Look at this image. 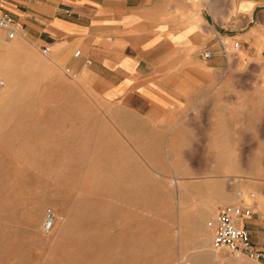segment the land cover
<instances>
[{
	"label": "rangeland",
	"instance_id": "1",
	"mask_svg": "<svg viewBox=\"0 0 264 264\" xmlns=\"http://www.w3.org/2000/svg\"><path fill=\"white\" fill-rule=\"evenodd\" d=\"M227 12H237L230 23ZM217 15L239 36L253 31L252 44L263 51L264 0H217ZM13 41L0 33V46ZM247 41L237 42L231 58ZM22 44L19 51H0V264H219L223 252L211 259L202 249L208 242L213 250L208 222L215 212L199 215L215 199L217 185L225 193L237 180L232 175L264 171V147L217 146L221 160L185 162L165 154L163 146L124 144L133 140L113 135L99 115L93 123L77 119L86 116L87 106L104 103L76 90L73 75L55 71L49 55ZM254 53L248 50L244 66L232 73H264L248 62ZM262 97L255 119L264 111ZM223 101L217 99L219 110ZM240 101L229 99V109L242 106ZM260 124L254 120V129ZM191 169L193 177L171 176ZM47 210L54 212V223L60 213L67 216L49 233L43 228Z\"/></svg>",
	"mask_w": 264,
	"mask_h": 264
},
{
	"label": "crops",
	"instance_id": "2",
	"mask_svg": "<svg viewBox=\"0 0 264 264\" xmlns=\"http://www.w3.org/2000/svg\"><path fill=\"white\" fill-rule=\"evenodd\" d=\"M0 9L15 20L16 46L48 48L55 71L69 72L76 90L104 103L87 106L78 120L93 123L99 115L113 135L133 140L124 144L163 146L165 154L176 153L185 162H217V146L264 147V111L254 116L255 103L263 99L264 73H232L244 66L248 50L255 52L248 62L264 67V48L257 52L253 31L239 36L221 21L217 0H0ZM227 13L230 23L237 12ZM239 40L249 45L233 59ZM13 89L10 85L9 93ZM241 97L242 106L231 111L229 99ZM254 120L261 122L255 129ZM191 171L171 176L193 177ZM232 177L237 180L225 193L217 185L215 199L205 203L199 217L239 201L251 212L241 226L264 250V171ZM217 263L247 264L225 252Z\"/></svg>",
	"mask_w": 264,
	"mask_h": 264
},
{
	"label": "built area",
	"instance_id": "3",
	"mask_svg": "<svg viewBox=\"0 0 264 264\" xmlns=\"http://www.w3.org/2000/svg\"><path fill=\"white\" fill-rule=\"evenodd\" d=\"M0 33H4L7 40H15L19 34L14 18L7 12L0 9ZM239 45H234L238 50ZM42 55L49 54L48 48L41 50ZM226 53V52H225ZM78 56V53L75 54ZM206 53L205 57H210ZM4 87V81L0 79V89ZM240 196V193H237ZM251 216L249 210L244 209L239 201L233 205L221 207L216 210L208 222L212 229V249L216 253L226 252L234 258L246 257L249 260L264 263V250L255 247L251 242V236L241 223ZM54 223V212L47 210L44 221V231L49 233Z\"/></svg>",
	"mask_w": 264,
	"mask_h": 264
},
{
	"label": "bare ground",
	"instance_id": "4",
	"mask_svg": "<svg viewBox=\"0 0 264 264\" xmlns=\"http://www.w3.org/2000/svg\"><path fill=\"white\" fill-rule=\"evenodd\" d=\"M15 43L16 42H13L11 45H9V47L8 48H6L5 49V47L4 46H0V51H7V52H13V51H19V49H20V47L19 46H16L15 45ZM237 51V50H236ZM2 54V53H1ZM4 54V53H3ZM8 55V54H7ZM6 54H5V57L4 58H6V56H7ZM16 55V54H15ZM14 55V56H15ZM17 56V55H16ZM8 57H9V55H8ZM15 58V57H14ZM13 60H15V59H13ZM14 62V61H13ZM20 65V64H19ZM14 67H16V66H14ZM18 67V66H17ZM17 70V69H16ZM15 72H17V71H15L14 70V73ZM18 72H19V70H18ZM20 74V73H19ZM11 78H14V75H12V77ZM1 79V78H0ZM3 80V79H2ZM4 81V80H3ZM4 85H5V82H4ZM11 94V93H10ZM157 173V172H156ZM158 174V173H157ZM109 183V182H108ZM112 183V182H111ZM66 219H67V216L66 215H64V214H62V213H60L59 214V216H58V220H56L55 221V223H53V231L55 230V227H56V225L60 222V221H63V222H65L66 221ZM52 230V229H51ZM210 245H209V243H207V242H205L203 245H202V249H204V250H207V251H210L208 254H209V257L211 258V259H214V258H216L217 257V253L216 252H211V251H213V250H211L210 249V247H209ZM201 249V250H202ZM204 250H202L203 251V253L205 254V252H204ZM202 253V254H203ZM207 254V253H206ZM205 254V255H206ZM204 255V256H205Z\"/></svg>",
	"mask_w": 264,
	"mask_h": 264
}]
</instances>
